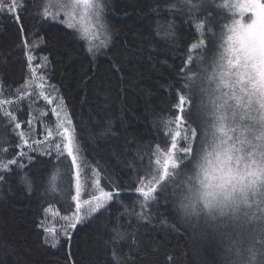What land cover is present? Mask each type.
Masks as SVG:
<instances>
[{"label":"snow or ice","instance_id":"6c2138e0","mask_svg":"<svg viewBox=\"0 0 264 264\" xmlns=\"http://www.w3.org/2000/svg\"><path fill=\"white\" fill-rule=\"evenodd\" d=\"M212 3L213 0H175L170 4V14L180 15L184 22L194 24L200 38L190 45L186 58L177 66L176 85L180 86L167 85L168 91H175L177 98L168 109L169 119L153 121L155 128L162 124L167 132L163 139L137 143L134 155L127 161L130 171L125 179L127 187L138 194L137 218L145 222L157 219L161 224H171L177 231L183 228L190 232L196 242L193 248L196 256L207 245L215 248L218 264H264V0L225 3L224 7L232 13L230 22L223 23L226 31H218L220 21L207 16ZM24 7L23 0H0V13L9 14L20 24L21 32ZM103 11L100 0H47L42 18L49 22L50 28L63 23L79 32L80 38L89 39L87 52L92 57L90 63H95L99 47L91 44L90 26L103 27ZM61 14L63 20L58 19ZM175 28L174 21H169L162 29L163 34L173 38ZM173 43L179 47L178 40L174 39ZM24 47H30L27 40ZM193 51L195 56L190 54ZM25 55L33 78L26 81L25 88L38 80L36 87L44 89L48 57L44 56L41 63L33 66L32 52L27 51ZM113 55L123 56L124 53L114 52ZM113 67L117 72L122 70L115 64ZM38 69L45 71L38 76ZM48 87L57 91L55 85L48 84ZM17 93L15 101L0 99V113L7 118L0 119V183L9 182L10 174L15 172L13 165L21 170L26 168L25 158L33 167L41 163L51 165L55 172L45 192L56 193V196H45L49 206L43 208L45 216L37 227L43 230L44 245L57 248L62 241L65 245H74L78 225L105 217L111 212L112 204L128 209L123 203L122 183L119 177L113 180L115 173L98 159L94 166L87 165L94 177L95 191L82 199L85 165L79 154L84 129L89 126L74 123L75 113L69 111L61 96L51 108V114L56 117L55 131L46 128L43 140L36 139L30 135L36 118L29 113L26 134L16 114L19 101L32 97L33 93L19 89ZM39 96L48 105L56 99L44 91H40ZM6 105L12 106V110ZM40 117H49V113L41 112ZM10 124L14 125V135L19 137L18 144L12 143L8 136ZM110 125L109 120L98 135L114 137ZM40 145L45 147L40 148ZM10 147L20 151L11 153ZM33 152L49 159L38 160L29 155ZM73 172L75 194L71 191ZM102 173L108 178L106 186L101 183ZM20 182L31 194L35 178L23 172ZM70 201L75 202L74 211ZM229 202L231 207L227 214L217 215L216 208ZM52 203L66 206L65 214L61 216L60 211H54ZM162 205L165 206L163 212ZM49 213L66 222L60 230L47 226ZM117 237L122 238L119 231ZM73 255L69 254V260ZM113 258L119 264L115 254Z\"/></svg>","mask_w":264,"mask_h":264},{"label":"trees","instance_id":"16d2710c","mask_svg":"<svg viewBox=\"0 0 264 264\" xmlns=\"http://www.w3.org/2000/svg\"><path fill=\"white\" fill-rule=\"evenodd\" d=\"M23 2L25 7L20 18L23 32L9 14L0 13V99L15 101L17 90L24 92L30 78L27 51L35 57L34 66L47 56V83L56 86L58 96H62L69 111L75 113L74 123L79 126L83 122L89 126L84 129L79 154L85 165L82 199L95 191L94 177L87 165L94 166L100 159L115 173L113 180L120 178L123 203L129 207L125 210L121 205L112 204L111 212L105 217L78 225L74 245H65L63 241L57 248L44 245L43 230L37 225L45 216L43 208L49 206L45 196H55L45 192L55 169L42 163L33 167L25 158L24 163L28 166L21 170L13 165L15 172L10 174L9 182L0 183V264H117L113 254L119 264H218L213 246L206 245L199 256L193 253L196 242L185 229L177 231L171 224H161L157 219L151 222L139 220L136 215L140 211L136 203L138 194L127 187L125 179L130 171L126 164L134 155L137 143L154 142L158 137L163 139L167 132L162 124L155 128L153 121L169 119L168 109L177 98L175 91H168L167 85H176L177 66L186 58L190 45L200 38L195 25L184 22L180 15L170 14V4L175 0H100L104 5L103 27L95 25V28L100 29L103 40L97 45L99 51L95 63H90L92 57L87 52V38H80L79 32L63 23L50 28L49 22L42 18L47 0ZM224 4L225 0H213L207 12L208 17L220 21L218 31L229 20L224 18H230L232 14ZM58 19L63 20V15ZM169 21L176 25L173 38L166 37L162 31ZM174 39L179 41V47L173 43ZM25 40L30 45L28 49L24 47ZM114 52L124 55L114 56ZM190 54L195 56L196 52ZM114 64L122 68L121 72L116 71ZM5 107L12 110V106ZM18 109V120L27 134L29 113L33 117L36 113L30 97L19 101ZM49 117L34 119L32 137L38 136L41 124L46 125ZM0 119L7 118L0 113ZM109 120L115 136H99ZM171 127L175 128V125ZM13 128L14 125L8 126V136L12 143L18 144L19 137L14 135ZM152 146L154 149L155 144ZM9 150L11 153L20 151L15 147ZM29 155L41 161L49 159L37 152ZM23 172L35 178L31 194L20 182ZM101 183L108 185V178L103 173ZM55 204L52 203V208L58 211ZM164 207L161 206L162 212ZM52 215L48 214L47 226L52 223ZM117 231L122 238L117 237ZM70 253H74L71 260Z\"/></svg>","mask_w":264,"mask_h":264},{"label":"rangeland","instance_id":"374dc122","mask_svg":"<svg viewBox=\"0 0 264 264\" xmlns=\"http://www.w3.org/2000/svg\"><path fill=\"white\" fill-rule=\"evenodd\" d=\"M230 2H232V0H225V3H230ZM231 15L232 14H230V17H231ZM228 22H230V18H229ZM223 30L226 31V29H223ZM90 39H91V43H93L94 46L100 45L102 43V41H101V40H103L102 33H101V31H100V29L98 27L95 28V25H91L90 26ZM87 40L89 41V39H87ZM29 71H30V69H29ZM41 73H42V69H38V73H37L38 76ZM32 79L33 78L31 77V72H30V78L27 79V81L32 80ZM36 83H39V81L36 80V82L33 83L29 88H25V86H24V92L31 91L33 93V96L30 97V100L34 104V109L36 111V113H34V116H35V118L36 117L38 118V117H40V113L41 112H44V111H46L49 114H51V108L56 106V104L58 102L59 96H58V94H57L56 91H54L52 88L48 87V83L45 85V88L44 89H40V88L36 87ZM40 91H44L50 97H55L56 98V99L53 100V104L52 105H48L47 102L44 101L43 98L39 96ZM50 117H51V119L49 120L48 123H46V125L41 124V126H40V129L41 130H40L38 136H34V138L43 140L44 135H46V131H45L46 128H49L50 127V128H52L55 131L56 117L53 116L52 114H51ZM39 147L44 148L45 145H40ZM66 180H67V177L65 176V181ZM57 182L59 183V178H58V181ZM89 190H91V188ZM71 191H72V194H75L74 172H73V179H72ZM54 194L56 196V193H54ZM70 203L72 204V211H74L75 210V207H74L75 202L74 201H70ZM51 207H52V205H51ZM55 207H57L58 211H60L61 216L65 214V212H66V206H64L63 204L56 203L55 204ZM68 214H70V213H68ZM51 222L52 223H50L48 225V227H53V228H55L57 230H60L61 227L66 223L65 221H63L62 219H60V217L57 218V217H54V215H52Z\"/></svg>","mask_w":264,"mask_h":264},{"label":"clouds","instance_id":"9594fccd","mask_svg":"<svg viewBox=\"0 0 264 264\" xmlns=\"http://www.w3.org/2000/svg\"><path fill=\"white\" fill-rule=\"evenodd\" d=\"M231 207V202H229L228 204H226L224 207H217L216 208V212L217 215H226L227 212L229 211V208ZM183 215V212H181V216Z\"/></svg>","mask_w":264,"mask_h":264}]
</instances>
